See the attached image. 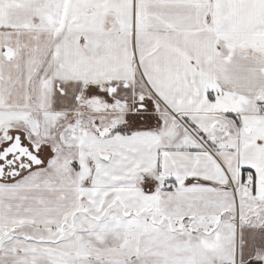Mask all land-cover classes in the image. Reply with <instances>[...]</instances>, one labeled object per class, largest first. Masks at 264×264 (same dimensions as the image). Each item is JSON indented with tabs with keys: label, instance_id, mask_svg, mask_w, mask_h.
I'll use <instances>...</instances> for the list:
<instances>
[{
	"label": "snow or ice",
	"instance_id": "snow-or-ice-1",
	"mask_svg": "<svg viewBox=\"0 0 264 264\" xmlns=\"http://www.w3.org/2000/svg\"><path fill=\"white\" fill-rule=\"evenodd\" d=\"M0 264H264V0H0Z\"/></svg>",
	"mask_w": 264,
	"mask_h": 264
}]
</instances>
